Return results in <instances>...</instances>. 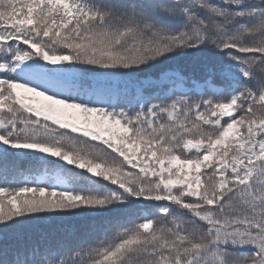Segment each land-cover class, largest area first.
<instances>
[{
	"label": "snow or ice",
	"instance_id": "snow-or-ice-1",
	"mask_svg": "<svg viewBox=\"0 0 264 264\" xmlns=\"http://www.w3.org/2000/svg\"><path fill=\"white\" fill-rule=\"evenodd\" d=\"M0 264H264V0H0Z\"/></svg>",
	"mask_w": 264,
	"mask_h": 264
},
{
	"label": "trees",
	"instance_id": "trees-1",
	"mask_svg": "<svg viewBox=\"0 0 264 264\" xmlns=\"http://www.w3.org/2000/svg\"><path fill=\"white\" fill-rule=\"evenodd\" d=\"M73 223H75L77 226H79L80 224H83V223H90V221H75ZM58 225H59L58 221H52L51 224L48 225V227L54 228V227H57Z\"/></svg>",
	"mask_w": 264,
	"mask_h": 264
}]
</instances>
